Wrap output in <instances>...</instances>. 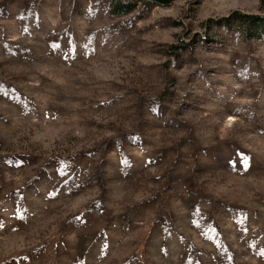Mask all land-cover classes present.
Segmentation results:
<instances>
[{
	"label": "rangeland",
	"instance_id": "rangeland-1",
	"mask_svg": "<svg viewBox=\"0 0 264 264\" xmlns=\"http://www.w3.org/2000/svg\"><path fill=\"white\" fill-rule=\"evenodd\" d=\"M235 11L264 0H0V264H264V37Z\"/></svg>",
	"mask_w": 264,
	"mask_h": 264
},
{
	"label": "trees",
	"instance_id": "trees-1",
	"mask_svg": "<svg viewBox=\"0 0 264 264\" xmlns=\"http://www.w3.org/2000/svg\"><path fill=\"white\" fill-rule=\"evenodd\" d=\"M170 1L171 0H135L134 2H123L121 0H112L113 11L117 14L129 13L134 10L138 4L146 5L147 2H151L157 5H167ZM218 24L236 29L245 39L264 37V15L245 14L235 11L229 17L221 19Z\"/></svg>",
	"mask_w": 264,
	"mask_h": 264
}]
</instances>
